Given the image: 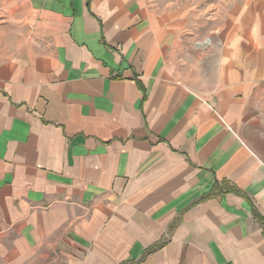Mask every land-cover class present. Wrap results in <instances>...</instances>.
<instances>
[{"label":"crops","instance_id":"1","mask_svg":"<svg viewBox=\"0 0 264 264\" xmlns=\"http://www.w3.org/2000/svg\"><path fill=\"white\" fill-rule=\"evenodd\" d=\"M25 5L0 264H264V0L217 3L208 36L151 0Z\"/></svg>","mask_w":264,"mask_h":264},{"label":"rangeland","instance_id":"2","mask_svg":"<svg viewBox=\"0 0 264 264\" xmlns=\"http://www.w3.org/2000/svg\"><path fill=\"white\" fill-rule=\"evenodd\" d=\"M158 14L176 18H187L185 27L199 36H208L216 28V11L226 13L227 10H216V4H228L229 0H151ZM240 1V0H238ZM25 0H0V49H5L9 36L13 43L19 44L22 40L20 19L25 16ZM220 13V14H221ZM226 18V16H225ZM224 23L223 16L220 20ZM216 25V24H215ZM14 34H13V33ZM12 33V34H11ZM10 43V42H9Z\"/></svg>","mask_w":264,"mask_h":264},{"label":"trees","instance_id":"3","mask_svg":"<svg viewBox=\"0 0 264 264\" xmlns=\"http://www.w3.org/2000/svg\"><path fill=\"white\" fill-rule=\"evenodd\" d=\"M254 217L262 224H264V217L261 216L255 209H253Z\"/></svg>","mask_w":264,"mask_h":264}]
</instances>
